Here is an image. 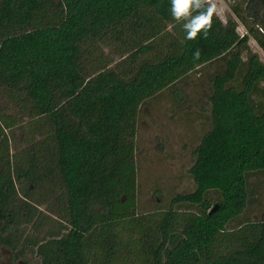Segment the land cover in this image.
Listing matches in <instances>:
<instances>
[{
    "label": "trees",
    "instance_id": "1",
    "mask_svg": "<svg viewBox=\"0 0 264 264\" xmlns=\"http://www.w3.org/2000/svg\"><path fill=\"white\" fill-rule=\"evenodd\" d=\"M209 4L193 0L191 15ZM171 9L0 0V243H17L24 211L40 264H264V212L245 217L249 176L264 173V61L249 44L264 53V0L214 12L206 38H186L191 16ZM209 65L194 188L139 210V111Z\"/></svg>",
    "mask_w": 264,
    "mask_h": 264
},
{
    "label": "rangeland",
    "instance_id": "2",
    "mask_svg": "<svg viewBox=\"0 0 264 264\" xmlns=\"http://www.w3.org/2000/svg\"><path fill=\"white\" fill-rule=\"evenodd\" d=\"M208 1L216 5V14L225 21L227 14L231 13L230 2L233 0ZM234 18L237 21V31L244 33V26L235 16ZM249 44L264 61V53L255 40L250 38ZM206 71L205 74H191L184 79L180 85L182 89L176 93V100L165 92L149 100L139 111L134 153L140 188L139 210L152 209L156 203H167L175 193H184L194 188L189 173L194 159L192 150L206 129L202 124L205 117L194 113L199 110H205L203 114L209 112V74L213 71V66L209 65ZM20 133L19 129H15L16 137ZM249 185L252 194L245 217L259 219L264 212V173L250 175Z\"/></svg>",
    "mask_w": 264,
    "mask_h": 264
},
{
    "label": "flooded vegetation",
    "instance_id": "3",
    "mask_svg": "<svg viewBox=\"0 0 264 264\" xmlns=\"http://www.w3.org/2000/svg\"><path fill=\"white\" fill-rule=\"evenodd\" d=\"M20 130V129H19ZM19 134V142L22 143V130H20ZM31 186V185H30ZM20 200L21 203L23 200H27L25 196L22 194L20 195ZM38 208H41L38 206ZM26 213L24 211L20 212L21 219H20V226H19V236H18V241L14 245L16 246V252L13 249V243H0V264H40V258L37 254L36 251L31 253L30 247L31 244H26L24 239L26 237V233L29 232V230L35 231L36 228L32 229V227H27L25 231L24 227V215ZM36 217V215L34 216ZM36 219V218H35ZM42 229H40L41 231ZM44 236L46 237L45 239L47 240L49 237L45 235V233H41V237ZM35 248V246L33 247Z\"/></svg>",
    "mask_w": 264,
    "mask_h": 264
},
{
    "label": "clouds",
    "instance_id": "4",
    "mask_svg": "<svg viewBox=\"0 0 264 264\" xmlns=\"http://www.w3.org/2000/svg\"><path fill=\"white\" fill-rule=\"evenodd\" d=\"M192 4L193 0H172V16L175 19L191 16V19L184 24V28L188 30L186 38L195 39L202 30L206 38L212 25V15L216 10V5L209 4L206 10L198 11V14L192 16L190 11ZM196 58H199V50L196 52Z\"/></svg>",
    "mask_w": 264,
    "mask_h": 264
},
{
    "label": "water",
    "instance_id": "5",
    "mask_svg": "<svg viewBox=\"0 0 264 264\" xmlns=\"http://www.w3.org/2000/svg\"><path fill=\"white\" fill-rule=\"evenodd\" d=\"M216 208V205L211 209V211H213Z\"/></svg>",
    "mask_w": 264,
    "mask_h": 264
}]
</instances>
